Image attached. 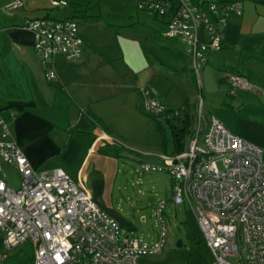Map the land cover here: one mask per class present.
Returning <instances> with one entry per match:
<instances>
[{
  "label": "crops",
  "instance_id": "0c3cea01",
  "mask_svg": "<svg viewBox=\"0 0 264 264\" xmlns=\"http://www.w3.org/2000/svg\"><path fill=\"white\" fill-rule=\"evenodd\" d=\"M242 1L243 15L230 19L224 48L209 55L202 70V94L208 103L203 127L216 116L239 137L260 146L264 157V0ZM9 2L0 0V108L14 140L33 167L63 169L124 228L156 240L150 227L157 225L156 220L146 223L144 214L138 218L116 203L106 161L134 157L123 147L140 155L139 160L165 153V149L136 150L125 145L129 143L124 131L148 120L143 113L145 86L154 84L160 90L167 111L174 110L167 102L181 99L179 108L184 110L188 103L196 112L199 89L184 45L163 39V20L137 10V0L122 25L90 12L94 0H68V6L59 8L51 0H26L17 11L6 9ZM46 17L77 20L84 41L80 59L55 60L58 80L54 82L46 79L33 34L23 26L26 18ZM103 33L112 37L108 45L100 43ZM226 71L242 75L261 90L232 92L224 78ZM159 163L158 158L155 164ZM27 247L32 252L26 263L30 264V244L16 248L9 259L18 258Z\"/></svg>",
  "mask_w": 264,
  "mask_h": 264
},
{
  "label": "built area",
  "instance_id": "2783aa9c",
  "mask_svg": "<svg viewBox=\"0 0 264 264\" xmlns=\"http://www.w3.org/2000/svg\"><path fill=\"white\" fill-rule=\"evenodd\" d=\"M51 4L59 8L69 2ZM25 5L26 0H10L6 9L17 11ZM137 8L163 20V39L184 45L199 89V117L185 149L162 153L159 164L145 162L143 169L162 170L173 178L172 204L190 206L212 252V264H264L263 149L216 116L206 128L202 124V70L209 55L224 48L225 29L231 18L243 15V1L137 0ZM23 26L33 34L48 81L58 80V57L69 61L82 57L84 41L77 20L26 18ZM224 76L232 92L261 90L235 72L226 71ZM142 92L148 113L158 118L167 113L155 88L147 86ZM4 165L20 175L17 188L7 182ZM166 207V200L157 201L156 240L127 230L63 169L33 167L0 108V261L30 244V264H138L168 242Z\"/></svg>",
  "mask_w": 264,
  "mask_h": 264
},
{
  "label": "rangeland",
  "instance_id": "374dc122",
  "mask_svg": "<svg viewBox=\"0 0 264 264\" xmlns=\"http://www.w3.org/2000/svg\"><path fill=\"white\" fill-rule=\"evenodd\" d=\"M134 1L135 0H101L100 2L99 0H94V9L92 8L90 12L102 14L109 22L122 25L125 24V21L129 18L128 13H130V8L133 6ZM143 14H145L148 19H152L148 13ZM81 24H83V21ZM155 24L158 25L157 23ZM111 38L112 37L107 33H103L100 35V43L108 45L112 41ZM147 86L155 88L160 95V90L157 89L154 84ZM203 99L205 104L202 114V124L205 123V118L208 115V103L205 101V98ZM167 103L168 107L174 108V110L171 111H167L168 109L166 108L167 113L165 116L168 119H166L165 116L155 118V116L148 113L145 107H143V113L148 120L144 122L139 120L136 125L132 124L129 130L126 132L124 131L123 134L126 135L124 140L129 143L125 144L126 146L136 150L163 151L165 145V147H167L166 153L173 152L174 145L171 124L181 127L186 113L183 109L179 108L182 106L181 99H176L175 101L173 100ZM198 117L199 107L197 103L195 122H197ZM157 119L160 120V125ZM158 125L160 127H158ZM188 139L189 136L186 137V141H188ZM122 150H126V152L133 154L134 157L122 156L115 159L107 158L106 161L108 181L111 186H113V184L115 185L113 198L116 199V203L123 206L122 208L126 211L134 212L138 218L144 214V222L147 223L152 221L155 222L154 220H156L155 211L157 201L161 199L167 201L165 216L169 225L168 242L165 248L159 253L151 256H143L142 258L144 259L142 260L140 258V264H212V252L205 242L202 230L190 206L186 203L178 205L172 204L174 188L173 178L170 174L162 170L144 171L143 163H157L158 158L151 157L149 159L144 158L139 160L137 156L140 155L136 154V152L127 150L124 147ZM4 172L7 175V182L17 188L20 180L18 172L8 165H4ZM111 186L107 192H110ZM136 209H138L140 213H135ZM182 225L187 231V237L184 240H182V231L180 228ZM156 226L157 225L154 223L150 225L158 237L159 228ZM181 240L182 242L179 246L178 243ZM31 253V249L27 247L20 253L18 258L9 259L7 264L29 263L27 259L30 258Z\"/></svg>",
  "mask_w": 264,
  "mask_h": 264
},
{
  "label": "trees",
  "instance_id": "16d2710c",
  "mask_svg": "<svg viewBox=\"0 0 264 264\" xmlns=\"http://www.w3.org/2000/svg\"><path fill=\"white\" fill-rule=\"evenodd\" d=\"M184 111L186 114L182 126L177 127L176 125L171 124L174 152H181L185 149L186 137H190L192 135V127L196 121V112H192V109L189 108L188 103L185 104ZM157 121L160 125V120L157 119ZM159 125L158 127H160ZM164 149L166 153L167 151L165 145Z\"/></svg>",
  "mask_w": 264,
  "mask_h": 264
},
{
  "label": "water",
  "instance_id": "95a60500",
  "mask_svg": "<svg viewBox=\"0 0 264 264\" xmlns=\"http://www.w3.org/2000/svg\"><path fill=\"white\" fill-rule=\"evenodd\" d=\"M180 228H181V231H182V240H184L187 237V231L185 230L183 225ZM182 240L178 243L179 246L181 245Z\"/></svg>",
  "mask_w": 264,
  "mask_h": 264
}]
</instances>
